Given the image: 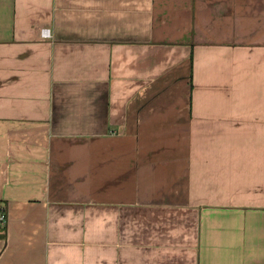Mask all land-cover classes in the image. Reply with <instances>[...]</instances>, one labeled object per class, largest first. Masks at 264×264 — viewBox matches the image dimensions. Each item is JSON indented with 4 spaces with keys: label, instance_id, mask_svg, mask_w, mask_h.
<instances>
[{
    "label": "crops",
    "instance_id": "1",
    "mask_svg": "<svg viewBox=\"0 0 264 264\" xmlns=\"http://www.w3.org/2000/svg\"><path fill=\"white\" fill-rule=\"evenodd\" d=\"M0 199V264H264V0H0Z\"/></svg>",
    "mask_w": 264,
    "mask_h": 264
},
{
    "label": "built area",
    "instance_id": "2",
    "mask_svg": "<svg viewBox=\"0 0 264 264\" xmlns=\"http://www.w3.org/2000/svg\"><path fill=\"white\" fill-rule=\"evenodd\" d=\"M42 36L43 37H50V31L49 28H43L42 29ZM9 221V211H8V205L5 201L0 199V228H7Z\"/></svg>",
    "mask_w": 264,
    "mask_h": 264
},
{
    "label": "trees",
    "instance_id": "3",
    "mask_svg": "<svg viewBox=\"0 0 264 264\" xmlns=\"http://www.w3.org/2000/svg\"><path fill=\"white\" fill-rule=\"evenodd\" d=\"M4 235V233H2V236Z\"/></svg>",
    "mask_w": 264,
    "mask_h": 264
}]
</instances>
